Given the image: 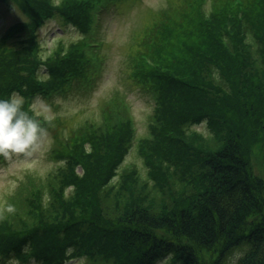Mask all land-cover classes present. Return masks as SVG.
<instances>
[{"label": "trees", "instance_id": "obj_1", "mask_svg": "<svg viewBox=\"0 0 264 264\" xmlns=\"http://www.w3.org/2000/svg\"><path fill=\"white\" fill-rule=\"evenodd\" d=\"M0 2L24 14L0 33V99L18 93L36 120L39 93L102 70L95 0ZM56 17L80 37L47 50L40 28ZM132 49L128 76L154 101L148 133L119 91L66 135L46 118L56 167L0 206V261L264 264V0H180ZM134 148L143 168L124 162Z\"/></svg>", "mask_w": 264, "mask_h": 264}, {"label": "rangeland", "instance_id": "obj_2", "mask_svg": "<svg viewBox=\"0 0 264 264\" xmlns=\"http://www.w3.org/2000/svg\"><path fill=\"white\" fill-rule=\"evenodd\" d=\"M109 4L102 12V21L96 33L103 42L98 51L103 56V65L100 73L93 77L94 81L88 87L74 86L65 94L54 93L46 98L38 95L33 103L36 112L45 118H54L63 121L60 131L68 134L72 128L88 119L99 121L106 106V101L119 91L126 98L130 113L135 119L138 135L148 133V121L153 111L154 101L148 92L135 83L128 75V57L133 45L146 25L156 18L158 10L178 5L180 0H109ZM24 14L12 3L0 2V33L10 24L22 19ZM46 49H55L60 39L67 43L80 37V32L70 23L62 25L59 17L49 20L40 28ZM198 130L206 132L204 124L197 126ZM54 138L52 131L42 130L34 146L26 153L11 154L0 158V206H4L9 198H18L31 185L26 182V176L31 173L35 182L47 178L49 171L56 167V162L49 157ZM259 161V160H255ZM125 163H135L144 167L136 148L130 152ZM261 165V171H262ZM256 168L259 165L256 163ZM256 169L257 171H259ZM263 174V171H262ZM27 183L25 190L23 183ZM76 259L67 264H81ZM1 264H39L35 260L21 262L20 260H5ZM88 264H105L99 261Z\"/></svg>", "mask_w": 264, "mask_h": 264}, {"label": "clouds", "instance_id": "obj_3", "mask_svg": "<svg viewBox=\"0 0 264 264\" xmlns=\"http://www.w3.org/2000/svg\"><path fill=\"white\" fill-rule=\"evenodd\" d=\"M40 129L23 110V98L14 93L0 99V155L26 153L38 139Z\"/></svg>", "mask_w": 264, "mask_h": 264}]
</instances>
